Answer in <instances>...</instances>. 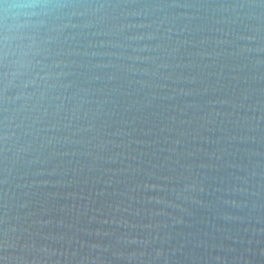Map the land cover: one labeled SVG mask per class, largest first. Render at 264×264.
Instances as JSON below:
<instances>
[{
  "label": "water",
  "instance_id": "water-1",
  "mask_svg": "<svg viewBox=\"0 0 264 264\" xmlns=\"http://www.w3.org/2000/svg\"><path fill=\"white\" fill-rule=\"evenodd\" d=\"M0 264H264V0H0Z\"/></svg>",
  "mask_w": 264,
  "mask_h": 264
},
{
  "label": "clouds",
  "instance_id": "clouds-1",
  "mask_svg": "<svg viewBox=\"0 0 264 264\" xmlns=\"http://www.w3.org/2000/svg\"><path fill=\"white\" fill-rule=\"evenodd\" d=\"M37 5L35 3L28 5V7H36Z\"/></svg>",
  "mask_w": 264,
  "mask_h": 264
}]
</instances>
